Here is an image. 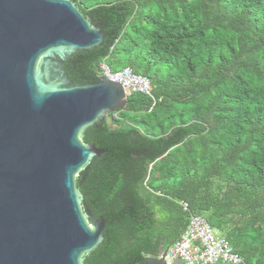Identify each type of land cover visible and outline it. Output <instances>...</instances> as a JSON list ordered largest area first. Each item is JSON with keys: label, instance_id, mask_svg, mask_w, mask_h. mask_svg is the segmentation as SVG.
<instances>
[{"label": "trees", "instance_id": "trees-1", "mask_svg": "<svg viewBox=\"0 0 264 264\" xmlns=\"http://www.w3.org/2000/svg\"><path fill=\"white\" fill-rule=\"evenodd\" d=\"M70 1L105 40L68 59L66 76L95 82L104 62L152 87L83 138L104 154L77 188L105 221L84 264H143L191 215L241 264H264V0Z\"/></svg>", "mask_w": 264, "mask_h": 264}, {"label": "water", "instance_id": "water-1", "mask_svg": "<svg viewBox=\"0 0 264 264\" xmlns=\"http://www.w3.org/2000/svg\"><path fill=\"white\" fill-rule=\"evenodd\" d=\"M102 28L70 0H0V264H84L104 240L77 188L104 150L83 138L130 95L64 70L103 46ZM171 246L143 264H167Z\"/></svg>", "mask_w": 264, "mask_h": 264}, {"label": "built area", "instance_id": "built-area-1", "mask_svg": "<svg viewBox=\"0 0 264 264\" xmlns=\"http://www.w3.org/2000/svg\"><path fill=\"white\" fill-rule=\"evenodd\" d=\"M99 76L113 83L120 84L129 94L151 96L152 87L149 81L136 75L127 67L118 72H112L106 63L99 67ZM183 210L188 211V205L182 203ZM167 264H241L242 258L234 253L229 242L219 235L205 219L191 215L185 232L172 244L166 258Z\"/></svg>", "mask_w": 264, "mask_h": 264}, {"label": "rangeland", "instance_id": "rangeland-1", "mask_svg": "<svg viewBox=\"0 0 264 264\" xmlns=\"http://www.w3.org/2000/svg\"><path fill=\"white\" fill-rule=\"evenodd\" d=\"M213 231H214V230H213ZM214 234H215V235H218L215 231H214Z\"/></svg>", "mask_w": 264, "mask_h": 264}]
</instances>
